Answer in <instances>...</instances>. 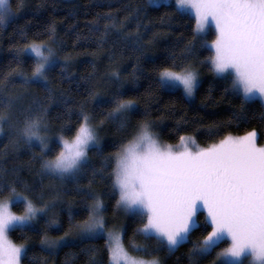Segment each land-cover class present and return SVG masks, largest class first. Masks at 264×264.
I'll list each match as a JSON object with an SVG mask.
<instances>
[{
  "label": "snow or ice",
  "instance_id": "6c2138e0",
  "mask_svg": "<svg viewBox=\"0 0 264 264\" xmlns=\"http://www.w3.org/2000/svg\"><path fill=\"white\" fill-rule=\"evenodd\" d=\"M164 3L174 16L191 10L195 25L192 40L180 55L172 53L154 67L157 88L169 95H181L182 99L194 98L202 85L190 61L198 55L199 44V49L211 52L201 63L218 80L227 82L225 95L239 101V109L229 121L207 127L208 138L220 136L222 127L244 121L251 104L259 102L264 108V0H174V3L164 0ZM23 6L24 0H18L17 9ZM160 7L161 0H142L139 4L125 5L117 13H98L90 22V33L102 46L110 35L119 36L127 23L139 20L142 14L147 18L150 9ZM119 11L126 13L123 20L118 18ZM12 16L11 0H0V27ZM212 26L215 39L209 45L207 35ZM141 27L138 23L137 29ZM21 34L25 41L16 50V63L22 65L23 57L30 56L32 70L30 75L19 69L13 73L19 75V83L25 90L35 86L45 95L43 99H34L27 108L17 107L20 97L0 95V135L7 126L13 144H23L29 150L39 148L33 160L40 163L41 177L62 183L77 180L89 166V152H101L99 133L104 124L117 123V131L128 132L137 101L124 99L118 92L111 97L112 106L100 119L86 110L87 101L79 106L75 121L73 109L67 108V122L60 124L57 144L50 147L46 134L50 131L49 109L56 102L49 79L58 64L52 47L57 43L56 27L50 24L46 28L47 41L29 42L23 30ZM128 39L135 41V51H142L139 31L129 33L125 37ZM60 67L63 74L66 65ZM112 76L119 80L118 73L113 72ZM10 82L8 77L0 79V92ZM89 99H98V93L90 92ZM183 123L177 121V134ZM154 127L148 120L139 122L126 138L127 142L122 141L117 151L105 158L99 173L96 170L92 173L95 179L107 172L112 194L118 196L116 207L139 225L127 246L123 227L119 231H106V207L102 197L96 196L90 197L87 218L82 222L73 223L72 210L68 209L70 226L54 240L48 238L47 232L51 228L59 229L60 225L55 218L45 221L42 251L51 255L59 248L74 246L77 241L105 237L107 264H160L159 259L145 260L131 253L147 256L173 253L189 243L191 264H200L201 259L213 253L216 255L212 264H245V260L248 264H264V147L258 146V133L252 130L242 136L226 134L218 142L201 147L195 133L179 135L175 145L163 144ZM6 177V170L0 169V196L7 193L9 201L0 204V264H24L29 248L25 244L15 245L8 238L9 232L19 231L27 237L34 223L47 217L57 202L45 201L41 192L38 200L42 206L37 207L33 198L17 191L18 182ZM31 191L25 185L24 192ZM10 205L22 206L23 214L16 215ZM197 232L201 235L194 241L192 237ZM137 237L144 243L137 244ZM224 243L229 246L217 252ZM87 251L91 253L89 264H103L97 261L95 248ZM31 259L35 261L36 257Z\"/></svg>",
  "mask_w": 264,
  "mask_h": 264
},
{
  "label": "trees",
  "instance_id": "16d2710c",
  "mask_svg": "<svg viewBox=\"0 0 264 264\" xmlns=\"http://www.w3.org/2000/svg\"><path fill=\"white\" fill-rule=\"evenodd\" d=\"M141 2L142 0H26L23 8L15 9L17 14L0 27V79L8 77L11 81L0 95L20 97L18 108H27L34 99H43L45 95L35 86L25 90L19 83V75L13 73L14 69H19L25 75H30L32 70L33 60L30 56L23 57L22 65L18 66L16 63V50L22 48L25 41L21 30L26 33L29 42H40L47 41L45 30L50 24L56 27L57 43L52 46L57 49V53L64 55L66 60H63L64 63H58L55 71L49 74L52 81L50 87H53L56 95V102L52 103L49 109L50 135H60V124L67 122V108L73 109L72 119L75 121L79 106L87 101L86 110L100 119L107 114L112 106L109 101L118 92L124 99L137 101L130 116L131 127L128 132L117 131V123L106 122L99 133L101 152H89L90 163L84 173L77 180L63 183L41 177L40 163L33 160V156L39 153V148L29 150L23 144H13L14 138L9 136L5 126L4 133L0 135V169L6 170V178L18 182L17 191L33 198L37 207L42 206L38 200L41 192L45 201L57 202V207L50 211L47 217H42L34 223V229L28 232L27 237L22 236L19 231L9 232L13 242L25 244L29 248L24 264H89V248L97 250V261L107 264L104 237L84 240L82 243L77 241L74 246L59 248L51 255L42 251L45 247L41 244L45 221L55 218L60 225L59 229L48 230V238L62 235L70 226L68 209L72 210L73 223L82 222L87 218L86 209L92 202L90 197H102L106 207L104 218L107 226L115 222L121 223L126 230L124 242L127 246L139 225L116 207L118 196L112 194L107 172L98 174L95 179L92 173L94 170L99 173L105 164V158L115 153L122 141L127 142L126 138L130 137L132 129L139 122L148 120L154 124L153 131L158 134L163 144L175 143L179 135L195 133L197 143L205 147L218 142L223 135L239 136L252 130L258 133V146H261L264 140V108H261L259 102L248 106L244 121L233 123L231 127H222L220 136L207 137V127L224 125L229 121L233 112L238 111L239 101L226 96L224 89L228 86L227 82L218 80L209 68L201 63L211 52L199 49V44L198 55L190 63L199 73L202 86L193 100L182 99L181 95H169L157 88L154 67L160 65L172 53L179 56L185 45L192 40L195 20L188 13L174 16L171 9L161 3L158 10L150 9L147 12V18L142 14L139 20L127 23L119 36L112 34L102 46L97 44L96 37L90 33V22L96 19L98 13H117L129 3L135 5ZM125 15V12L119 11L118 18L123 20ZM138 23L143 25L139 30ZM137 31L141 37L140 52L134 50V40H125L129 33L135 34ZM62 65H66L67 69L63 74L60 67ZM113 72L119 74V80L112 76ZM90 92L98 93V99H89ZM64 101H67V104ZM177 121L185 122L180 126L178 134ZM72 134L74 133L67 135ZM57 141L56 138H51L49 146H56ZM56 150H59L58 147ZM108 171H111V168ZM25 185L32 191L24 192ZM4 198H8L7 193L0 196V200ZM12 208L16 212H23L22 206ZM203 219L201 216V220ZM200 235L197 232L192 239L195 241ZM136 243L143 244L144 241L137 237ZM227 245L221 244L216 251L220 252ZM191 247L192 244L189 243L173 253L160 252L153 256H144L158 257L162 264H191L188 256ZM215 255L216 253H213L201 259L200 264L212 262ZM33 256L36 257L35 261L31 259Z\"/></svg>",
  "mask_w": 264,
  "mask_h": 264
},
{
  "label": "rangeland",
  "instance_id": "374dc122",
  "mask_svg": "<svg viewBox=\"0 0 264 264\" xmlns=\"http://www.w3.org/2000/svg\"><path fill=\"white\" fill-rule=\"evenodd\" d=\"M25 2H26V0H24V4H25ZM168 2L169 3H174V0H168ZM11 3H12V11H13V16H15L16 14H17V11L16 10H18L17 9V3H18V0H11ZM161 3H164V0H161ZM16 9V10H15ZM20 10V9H19ZM186 13H188L189 15H191L193 18H194V16H193V14H192V12H191V10H186L185 11ZM12 16V17H13ZM11 17V18H12ZM195 20V19H194ZM215 39V28H214V26H212V28H211V33L210 34H208L207 35V41H208V43H209V45L211 44V41L212 40H214ZM53 47V46H52ZM54 48V50L56 51V53L58 52L57 51V49L55 48V47H53ZM66 57H64V55H60L59 53H57V61H58V63H64L65 61H63V60H66L65 59ZM188 100H193V98L192 99H188ZM246 134V133H245ZM245 134H243V135H245ZM42 135H45V133H43L42 132ZM50 139L51 138H56L57 140H58V137L57 136H53V135H50V133L48 132L47 134H46ZM239 136H242V135H239ZM50 139H49V141H50ZM178 143V141H176L175 143H171V144H173V145H175V144H177ZM261 147H264V140H263V142H262V144H261ZM5 203H9V201H8V198H4V199H1L0 200V204H5ZM10 207H11V210L16 214V215H22L23 214V212H16L13 208H12V206L10 205ZM123 214H125V215H127L124 211H123V209H119ZM122 227V224L120 223H117V222H115V223H112L111 225H108L107 226V229H106V231L107 230H116V231H119L120 230V228ZM63 235V234H62ZM59 236H61V235H59ZM59 236H57V237H53V238H49L50 240H54V239H56V238H58ZM8 238L10 239V237L8 236ZM105 238V237H104ZM11 240V239H10ZM12 241V240H11ZM13 242V241H12ZM15 245H17V246H19V245H21V244H19V243H15V242H13ZM229 245H227L226 247H228ZM222 251V250H221ZM132 255H135V256H138L139 258H142V259H145V260H151V259H153V258H156V257H146V256H144V255H142V254H139V253H131ZM156 259H159L158 257L156 258ZM159 261H160V259H159ZM160 264H162V262L160 261ZM208 264H212V262H210V263H208ZM245 264H248V260H245Z\"/></svg>",
  "mask_w": 264,
  "mask_h": 264
}]
</instances>
